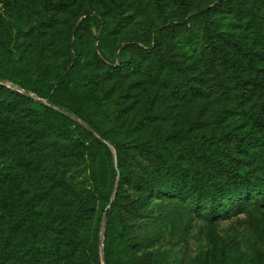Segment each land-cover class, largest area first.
<instances>
[{
	"label": "trees",
	"instance_id": "trees-1",
	"mask_svg": "<svg viewBox=\"0 0 264 264\" xmlns=\"http://www.w3.org/2000/svg\"><path fill=\"white\" fill-rule=\"evenodd\" d=\"M176 1L183 11L178 23H163L164 31L160 24L150 28L146 38L133 44L130 39L123 40L126 45H119L120 50L113 56L106 52L109 39L131 22L126 20L131 17L126 15L127 0H110L106 17L92 12L77 15L65 28L62 57L37 68V76L47 80L52 92L44 95L34 91L48 104L0 83L1 103L13 108L23 104L21 109L35 113V138L50 132L65 140H54L33 157L49 177H57L61 157L66 153L85 147L91 156L94 189L75 192L63 184V194L69 196L60 213L72 222L84 215L95 216L94 222L77 236L76 256L66 260L69 264H162L161 255L152 256L153 252L147 250L166 237L167 227L186 230L195 218L216 221L234 216L240 213L244 201L252 198L264 206V25L258 10L264 0H219L208 10L198 2L193 12L187 11L193 1ZM233 1H239L247 16L244 27L249 35L244 37L235 36L222 29L217 20L209 19V10L212 16ZM7 6L14 19H6L1 30L4 53L10 51L14 30L20 33L24 32L18 30L21 27H29L28 31L40 29L48 18L43 11L40 23L28 24L30 16H22L19 0H8ZM43 7L46 11L65 10L67 2L43 0ZM163 13L160 6L159 17ZM23 20L26 22L21 24ZM194 28L202 31L206 43L209 57L204 68L187 60L167 40V30ZM90 41L97 47L89 49ZM134 53L150 59L143 83H162L178 98L203 96L216 103L199 113L193 139L164 126L161 112L152 108H139L129 116L128 127L121 134L116 129L123 109L119 102L116 112H109L104 98L96 95L88 107L65 84L64 78L73 73L94 82L100 75L97 71L109 75L136 69L139 63ZM3 59L19 64L14 57ZM26 65L35 73L30 62L22 60L19 67ZM46 72V76L41 75ZM101 90H113V84ZM62 109L84 123L62 113ZM99 115L115 123L104 128ZM9 155L16 156L11 149L0 148V171ZM134 157L147 163L139 162L140 166L135 167L130 159ZM131 188L144 194L146 208L131 198ZM38 196L39 189L34 186L28 192L20 188L16 193L9 191L2 198L9 216L0 225V264H23L22 256H17L19 236L33 246L40 242L54 251L57 241L49 225L36 224L32 219L33 200ZM32 253L36 254L35 248ZM257 254L262 256L263 252Z\"/></svg>",
	"mask_w": 264,
	"mask_h": 264
},
{
	"label": "rangeland",
	"instance_id": "rangeland-1",
	"mask_svg": "<svg viewBox=\"0 0 264 264\" xmlns=\"http://www.w3.org/2000/svg\"><path fill=\"white\" fill-rule=\"evenodd\" d=\"M7 1L0 0V83L48 104L46 98L38 97L34 91L40 90L44 95L52 92L47 80L37 76V68H41L44 64H54L62 57V42L66 37L65 28L69 22L77 15L87 12L102 16L105 14L106 17L110 12L111 2L110 0H64L67 2L65 10L46 11L43 0H19L22 16H30L28 24L40 23L43 11L47 13L48 18L40 29L32 28L28 31L29 27H21L18 30L24 32L20 33L14 30L10 51L4 53L1 30L6 19H14ZM189 1H193V4L187 11L193 12L198 2L208 10L219 0ZM127 3L126 15L129 14L132 18L129 16L126 20L131 22L127 23L123 31L114 39H109L106 52L110 56L120 50L119 45L121 47L126 45L123 40L130 39V44H133L135 40L146 38L148 29L160 24V30L164 31L163 23L176 24L183 16L182 8L176 0H127ZM160 6L164 10L162 17L158 15ZM259 6L258 10L263 14L264 25V5L259 4ZM208 13L209 19L217 20L222 29L230 31L235 36L249 35V30L244 27L247 16L240 7L239 1L231 2L230 6L217 10L212 16L210 10ZM20 22L24 24L26 20ZM167 32L168 42L175 44L180 54L201 68L205 67L209 55L201 30L197 32L194 28L188 31L167 30ZM87 44L90 46L89 49L93 46L97 47L96 42L92 44L90 41ZM3 56L19 59V64L8 62ZM127 57L130 56L127 54ZM136 57L139 63L136 69L130 68L109 75L97 71L100 75L94 82L73 73L64 78L65 84L77 92L88 107L91 106L96 95L104 98L109 112H116L120 107L117 103L119 102L123 109L122 117L116 123V129L121 134H124L125 128L128 127L129 116L135 114L139 108H152L161 112L164 126L182 131L189 139H193L195 127L199 125V113L208 111L216 103L210 102V97L203 96H196L193 99L178 98L162 83H143L150 59L134 53L133 58ZM22 60L30 62L34 66L35 73H32L29 65L19 67ZM83 62L84 59L81 57L80 64L82 65ZM48 73L41 75L46 76ZM109 84H113V90L108 92L101 90ZM22 107L25 105L19 104V107L13 108L0 101V148L7 147L16 155L15 158L10 155L5 157L1 165L0 225L4 224L9 216L8 209L2 201L4 195L9 191L16 193L18 188L28 192L35 186L39 189V196L33 200L32 219L36 224L43 222L49 225V231L56 238L57 245L54 251H51L48 245L38 242L37 246H33L19 236L17 256H22L20 261L23 264H69L66 260L76 256L74 248L77 236L94 222L95 216L84 215L76 222L63 216L60 209L69 196L63 194V184L75 192L93 190L91 156L85 147L70 151L61 157L60 172L57 177H49L33 157L40 148L48 147L54 140L59 142L65 140L50 132L43 137L35 138V133L32 132L37 129L35 119L37 117L31 109L27 107L21 109ZM61 112L69 114L81 124L84 123L78 116L64 109ZM99 119L104 128L115 123L100 115ZM111 149L115 154V149L113 147ZM130 159L135 167L140 166L139 162L147 163L139 157ZM129 194L142 208H146L147 201L143 193L131 188ZM188 224L186 230L180 228L170 230V227H167L166 237L147 252H153L152 256L161 255L159 260L162 264H264V206L257 198L244 201L240 213L234 216H224L216 221L195 218ZM34 248L36 254L32 253ZM258 251H262L263 255L259 256ZM139 254L141 255V251Z\"/></svg>",
	"mask_w": 264,
	"mask_h": 264
}]
</instances>
